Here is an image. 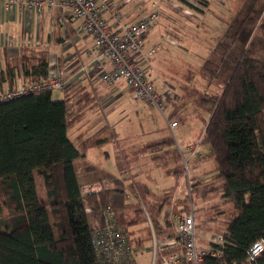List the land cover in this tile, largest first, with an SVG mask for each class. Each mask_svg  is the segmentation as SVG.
I'll list each match as a JSON object with an SVG mask.
<instances>
[{
    "label": "trees",
    "instance_id": "1",
    "mask_svg": "<svg viewBox=\"0 0 264 264\" xmlns=\"http://www.w3.org/2000/svg\"><path fill=\"white\" fill-rule=\"evenodd\" d=\"M187 4L202 12L209 3ZM263 5L264 0H246L241 13L225 21L215 43L208 44V55L198 68L217 87L197 91L209 112L201 143L209 146L216 159L219 182L204 187L203 181L193 177V188L196 197L203 199L220 194L208 213L213 232L229 233L228 260H244L250 245L264 239V56H257L252 46ZM19 71L26 83L48 78V50L24 46L19 58L6 59L0 83L13 80ZM79 89L61 100L54 99L53 90L48 89L0 103V264H98L91 231L103 224L106 206L113 207L117 223L137 246L152 239L145 207L149 212L157 204L162 211L170 203L175 187L158 195L144 186L141 198L136 192V200L130 199L126 186L133 185L124 175L121 179L97 175L111 180L113 186L98 193L83 192L77 161L86 157L87 149L101 147L114 135L102 128L79 145L73 141L70 129L79 110L75 106L83 100V93H76ZM169 141L164 138L150 145L148 165L179 178L186 173L181 163V151L185 152L173 151L168 161ZM199 147L200 143L198 154ZM149 198L156 199L155 204ZM228 211L230 219L220 220ZM150 217L160 233L159 220ZM141 224H147L145 233L132 237V228ZM259 262L264 264V253Z\"/></svg>",
    "mask_w": 264,
    "mask_h": 264
},
{
    "label": "built area",
    "instance_id": "2",
    "mask_svg": "<svg viewBox=\"0 0 264 264\" xmlns=\"http://www.w3.org/2000/svg\"><path fill=\"white\" fill-rule=\"evenodd\" d=\"M199 6L200 0H185ZM210 1V0H207ZM217 1L219 0H212ZM9 14L26 11L31 17L40 18L46 11L57 13L55 25H66L76 19L78 34L94 39L90 52L92 58L80 67V73L87 77H98L108 84L125 82L137 99L157 108L165 115L166 99L170 91H160L150 78L149 69L140 62V53L148 33L155 29L161 18V0L153 2L154 9L136 21L127 19L116 0H0ZM68 78L61 74L50 75L37 83H29L17 88L0 90V103L21 95L41 90L63 91L68 86ZM178 126V121H170V127ZM182 153L188 188V205L172 202L176 208L165 210L159 222L162 231L157 233L152 220L151 228L152 264H261L264 253V239L254 241L242 261L228 260L226 247L231 245L228 232L202 234L197 231V207L193 184L189 174L188 161L198 154V144L187 147ZM103 183L87 184L84 193H98L107 189ZM91 211L90 207L86 208ZM91 243L98 255V264H138L137 249L132 244L124 227L117 223L111 206L103 209V224L91 231Z\"/></svg>",
    "mask_w": 264,
    "mask_h": 264
},
{
    "label": "crops",
    "instance_id": "3",
    "mask_svg": "<svg viewBox=\"0 0 264 264\" xmlns=\"http://www.w3.org/2000/svg\"><path fill=\"white\" fill-rule=\"evenodd\" d=\"M174 1L162 0L161 4L166 9H160L161 18H167L166 25L162 30H159L158 24L155 29L146 35L144 47L139 57L140 62L149 69L150 78L156 87L162 92L168 89L167 91L173 93V95H169L166 99V103L168 107L172 108V111L169 116L164 115L167 121V128L172 132L180 126V120L182 119V114L179 113V107L177 106V103L181 100L177 89L185 85L191 86L192 84L188 82L190 81V76L192 75L191 77H193V75L198 74V71H195L191 67L188 57H192V55L189 54V49L184 46L185 38L189 37V32L195 31L196 28L193 25L194 23L190 25L183 21V17L190 13L181 11ZM116 2L119 3L127 19L131 21H136L146 16L154 8L153 6H146L142 2L130 3L128 5H125L123 0ZM207 9L204 8L202 12ZM56 16L57 13L53 11H46L40 18L35 15L31 17L26 11H15L13 14H9L4 10L0 2V72L6 67V59L19 58L22 54V48L26 45L32 46L37 50H48L50 75L61 74L67 77L69 81L66 88L67 91L64 89L58 92L59 95L57 97L53 96V98L61 100L65 94L71 93L78 87L80 89L76 93L78 95L83 93L81 106H75L79 109L78 117L76 116L77 119L70 129V136L73 141L79 145L81 140L94 135L102 128H107L114 135L108 143H112L114 147L117 172L113 173L109 171L106 166V159L110 156V152L106 149L102 150V147L108 143L101 147H91L87 149L86 157L76 163L79 169V171L77 169L78 174L84 177L81 179L83 186L97 181L98 178H95L97 175H126L124 167L127 165L126 167L130 168L128 153H138L137 149H133L134 146L142 145V149L146 147L149 150L150 145L160 143L164 138H156L159 133L156 129L132 135L126 132L128 135L125 136V133L117 131L113 127L114 124L111 123V118L107 116H111L110 112L114 109V106L123 104L129 109L132 106L136 107L137 105L135 104L139 100L137 99L138 101L134 103L132 99H129L127 92H133L127 85H120L122 82L108 84L101 81L98 77H87L80 73L81 65L92 58L90 52L94 46V39L89 35L78 34L76 32L75 25L78 23L76 19L70 20L66 25H55L54 27ZM205 58L206 56L195 58L196 62L199 63L198 68L202 65ZM97 81L100 82V85H97ZM192 81L196 83L194 78ZM25 84L29 83H26L22 71H19L15 73L13 80L2 81L0 83V90L13 89ZM101 113L103 116L100 115ZM173 120L178 121V126L175 128L170 127V121ZM76 128H80V130L76 137H73L71 133ZM126 138L129 139L127 140ZM120 144L124 145V149H120L118 152L117 147ZM91 149L94 150L90 152ZM143 151L145 152L144 158L150 156L145 150ZM119 154H121V157L118 156ZM145 166L149 167L148 164ZM166 173L172 174L168 170ZM130 182L133 181L130 180ZM146 186L151 189L149 185ZM173 195L170 203L162 211H156L155 218L159 220L163 217L164 212H166L165 210L172 207L176 208V206L172 205L174 201H178L183 205L181 200L175 196L173 197ZM145 211L147 216L150 217L147 209Z\"/></svg>",
    "mask_w": 264,
    "mask_h": 264
},
{
    "label": "rangeland",
    "instance_id": "4",
    "mask_svg": "<svg viewBox=\"0 0 264 264\" xmlns=\"http://www.w3.org/2000/svg\"><path fill=\"white\" fill-rule=\"evenodd\" d=\"M123 1L125 2V5L135 2H142L146 4V6L151 7L153 6V2L156 0ZM174 2L181 11L183 10L190 13L183 17V21L186 24L190 25L194 23L193 25L196 28L195 31L189 32L190 36L185 38L184 46L189 49V54L192 55V57H188L189 62H191V67L195 71H198L199 63L196 62L195 58L205 57L208 55V44L213 45L215 43V41L219 37L218 35H220V33L226 27V23L224 22L230 21V18L233 16L236 17V14L238 15V12L244 9L242 5L245 4L246 0H219V2L210 0L208 1L209 4L206 7L208 9L204 12L196 10L194 7L190 6L183 0H175ZM259 6L260 5H257V9L259 8ZM161 8L162 10L166 9V7L162 6V4L160 6V9ZM261 8H263V11L256 23L252 35V46L256 50V55L259 57L264 56V5ZM166 21L167 18H161L158 26L159 30H162V28H164V26L166 25ZM193 78L196 83L192 81L191 86L185 85L184 87L177 89V93L181 97V100L177 103V106L179 107V113L182 114V119L180 120V126L173 132L170 131L169 128H167V121L165 119L164 114H162L157 108L149 106L148 104H145L141 101H138L135 94L129 93V91L127 92L129 99H132L134 103L135 101H138L135 104L137 106H132L128 109L123 104H119L117 106H114V109L110 112L111 116L108 115L107 117L111 118V123L114 124L113 127H115L117 131H122L125 134L126 132H128L129 135L141 134L142 132L146 133L153 129L158 130L159 133L157 132V139L158 137H160L161 139L166 138L170 140L165 148L166 159H168V161L172 158V153L173 151L177 150V147L179 149H182L185 152V155L187 156L188 153L186 152V147L192 144L200 143L198 154L199 156H197L194 161H188L189 174L192 177H195L196 180L203 181L204 187H206V185H211L219 182L218 179L215 178L218 173V170L216 165V159L212 154L209 146L204 143H201V139L205 130L206 120L209 117V112L207 108L201 103L200 98L202 97V94L199 93L197 89L204 92H210V90H216L217 87L215 84L209 83L207 77H205L204 74L201 72H198L197 75H193ZM97 83V85H100L99 81H97ZM120 85L126 86L127 84L125 82H122ZM206 88H209L210 90H206ZM58 92H60V90H54L53 96L57 97L59 95ZM169 95L171 96L173 95V93ZM171 111L172 108L168 107L167 104L165 115L169 116ZM100 115L103 116L102 113ZM79 130L80 128L72 130L71 135L73 137H76V135L79 133ZM128 134H126L125 136H127ZM126 139L128 140L129 138ZM145 148L142 149V145L134 146L133 149H137L138 153H128L130 165L128 166L130 168H127V165L124 167V169L126 170V175L124 176L129 177L130 180L133 181L130 182L133 185V188L130 185L126 186L127 191H129L130 193V198L135 199L134 194L136 192L139 193L138 195L140 196L142 191L141 187H144L146 185H149L151 189H153L158 195H163V193H165L166 191L170 192L171 188L175 187L173 197L175 196L176 198H179L183 205H185V207L187 208L188 188L186 173L180 176L179 178H176L173 174L166 173L160 167L150 165L149 167H146L145 165L150 162L149 157L152 154L151 148H149V150L148 148ZM94 149L96 150V148ZM94 149H91L90 152H92ZM105 149L110 152V156L108 157V159H106V166L108 167L109 171L115 173L117 172V169L113 144L108 143L104 145L102 147V150ZM120 149H124V145L122 146V144H120L119 147H117L118 152L120 151ZM143 150H145L146 153H149L150 156L144 158L145 152ZM174 155L175 152L173 153V156ZM118 156L121 157V154H119ZM122 176V174H118L115 177L121 179ZM80 178L83 179L84 177L80 175ZM105 178L106 177H104L102 180L98 179L97 181L88 184H95L101 182L106 187L107 185L109 187L111 185L113 186L112 181L108 178ZM86 185L82 186L83 191ZM43 193V188L40 187V194L42 195ZM194 200L197 207V231L202 234H210L211 232H213L214 222L210 220V214L208 213V211L214 203L220 200V194L216 196H211L207 199H203L202 197H195ZM149 201H152L155 204L156 199L151 198L150 200L149 198ZM139 203L142 205V207L145 206L143 200H140ZM155 206V209L152 208L149 210L152 216H155L157 211V204ZM230 215L231 211H228L227 214H225L222 218L219 219L228 221L230 219ZM146 227L147 224H141L136 227H133L132 229L134 232L132 237L144 234L145 230L143 229H146ZM151 246V240L150 242L146 241L142 245L136 246L138 264H152L153 252L151 251Z\"/></svg>",
    "mask_w": 264,
    "mask_h": 264
}]
</instances>
